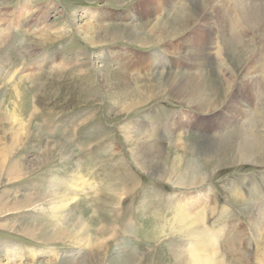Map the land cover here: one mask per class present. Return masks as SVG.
<instances>
[{"label": "rangeland", "instance_id": "obj_1", "mask_svg": "<svg viewBox=\"0 0 264 264\" xmlns=\"http://www.w3.org/2000/svg\"><path fill=\"white\" fill-rule=\"evenodd\" d=\"M151 1H169L156 29L141 18L140 0H0V264H178L179 245L194 237L219 264H264V236L254 225L256 217L264 223V89L250 111L243 108L242 129L205 132L227 102H243L240 86L256 81L264 0L231 1L257 21L242 40L230 32L214 44L224 61L202 69L208 109L179 95L178 83L200 60L177 48L207 33L214 4ZM131 10L138 14L113 20V12ZM88 22L96 25L91 36L82 29ZM120 54L155 58L132 70L130 91L121 94L113 89ZM246 130L249 147L240 143ZM152 139L163 144L152 148L156 158L143 149ZM59 191L75 192L76 208L51 227ZM180 208L194 216L197 237L175 222ZM80 218L89 233L81 247L72 238ZM200 229H225L222 243L239 230L244 250L207 243ZM43 230L53 240L40 238Z\"/></svg>", "mask_w": 264, "mask_h": 264}, {"label": "bare ground", "instance_id": "obj_2", "mask_svg": "<svg viewBox=\"0 0 264 264\" xmlns=\"http://www.w3.org/2000/svg\"><path fill=\"white\" fill-rule=\"evenodd\" d=\"M170 1H172V0H170ZM231 1L232 0H217V1L211 0L210 2L212 4H214V7H215L214 11L216 13V16L212 17L211 13H210L205 17L208 19V21H210L208 23V25L210 26V29L206 30L207 33L201 30V31H199V33L194 35L193 40L186 39V41L183 42L182 44H180V42H182L180 40V42H179L180 45H178V43H177V45H178L177 49H179V51H180V49H183V51H180V52L177 50L178 53H180V55H182V57L187 58L189 56H197L200 60V63H199V67H197L198 70L195 69L194 71H188L187 72L188 73L187 77H185L184 80H182L180 83H178L179 88H176V89H178L179 95L184 96L188 101H192L194 103V105L196 103L197 106H199L200 108L208 109L209 104H210L209 97L206 96V92H205L206 81H205L203 74H202V69L205 68L204 65H206V63L209 61V62H213L214 65L218 64V66H219V63L224 61V59H221V57L223 56L221 50L219 49V47L218 48L215 47L216 45L214 46L217 39H219L223 35L229 36L228 33L231 32L233 39L242 40L243 38L251 35V32H249V31H252L254 29V26H255L256 21H257L256 16L252 15L251 13L250 14H241L239 8L233 7ZM168 2L164 3L166 6L163 4L164 6L162 5V7H158L159 2L154 4L155 2L152 3L151 0H140V2H138L139 5L142 6V12H140L141 18L147 22H150L151 29H156L159 26L164 25V22L167 20V16H169L168 15L169 10H166L167 5H169ZM237 3H236V6H238ZM206 5H205V7H206ZM245 9H247V8H245ZM160 11H165V13L163 14ZM212 11H213V9H212ZM91 12L96 14L95 11H91ZM204 13H206V12H204ZM112 14H114V15H112L113 20H115V19L119 20V19H125L127 16H131V17L134 16L135 17L136 14H138V13H136L134 10H131V11H125V12L120 11L119 13L113 12ZM100 18H101V16H100ZM95 26L96 25H94L92 23L90 24L88 22V24H85L82 26V29L87 30L86 35L91 36L92 34H94L93 30L95 29ZM253 38H254V36L251 39H253ZM261 42H264V37L261 39ZM220 45H221V43H220ZM260 45L261 44H259V47H260ZM184 50L191 51V53L193 51V54L187 55L186 53H182V52H184ZM254 56H255V58H254L255 63L252 65L253 66L252 68H253V77H256V81L251 86H248V85H241L240 86V87H243V91H242L243 96H244V100L242 102L243 104L241 103V98L239 99L240 102L238 101V99H236L238 101V103H240L241 106L239 104H237V101H234L235 99H233V100L231 99L223 107V109L224 108L225 109L224 110L222 109L218 113V115H221L220 120H223V121L220 122V120H219L218 125H216L215 128H213V129L211 128V129H207V130L205 129V132L222 131L219 129H225V128L228 129L229 126H233L235 128L242 129V125L245 124V121L243 118L247 115L245 113L246 110L243 108L245 106H248L249 111H250L251 110L250 107L254 103L253 101L257 98V95L261 92V90L264 89V47L262 49H260V52L258 54L254 53ZM137 57L138 56H135V58H137ZM129 58L130 57H128L126 55L124 56V55L120 54V56L118 57V59L116 61L120 65V69L118 70L119 72H117V74L115 73V71L113 73V74H116L118 77L117 78V84L113 86L115 93L121 94V93H127L128 91H130L131 83L129 81V76H130L132 70H134V69L139 70V69L143 68V66H147V64L150 65V63H155L154 62L155 58L152 56H149V57H146L143 59H138V61H132L133 59H129ZM219 60H220V62H219ZM180 63H181V61H180ZM221 65H223V64H221ZM105 70H106V68H105ZM180 70L185 71L183 69H180ZM221 70H223V69L221 68ZM249 72H250V70H249ZM232 78H233L232 76H227L224 79H226V81H230V80H232ZM110 79H111V76H110ZM177 82H179V81H177ZM110 84H109V86L111 87L112 84L111 85ZM240 96H238V97H240ZM183 100H185V99H183ZM258 102H260V101H258ZM258 102H257V104H258ZM257 118L259 119V117L256 116V119ZM181 121H184V120H181ZM178 123H179L177 125L178 127L184 126V125H186V120L184 122L179 121ZM143 125H145V124H143ZM148 126H146V128ZM174 128H175V130H178V129L180 130V128H177L175 126H174ZM146 130H148V129H146ZM171 130H172V128H171ZM175 130L173 129L172 131L175 132ZM147 132H149V131H147ZM172 134H174V133H172ZM148 135H150V134H148ZM252 136H253V131L251 132L249 130H246L244 133V137L240 140L241 145L244 147L251 146L253 144L251 141ZM153 147L155 149H158V151H159L161 149V147H163V144H161V142L158 139H152L151 143H149L148 145H145V147H143V149L151 150L153 158H156V155H160L161 153L158 154V152L152 151ZM141 158H143V156ZM152 160L153 159H150V161L148 160L146 162L149 164L152 162ZM68 189H70V186H66L64 188V191H66ZM64 191L63 192L59 191V193L61 194V197H59L58 200L53 201L52 206H49V207H52L51 208L52 214H50L51 215L50 219L52 221L49 222V223H51L50 224L51 227H54V226L57 227L58 223H60L61 220L64 219L66 216H68L70 213L74 212V209L76 208V206H75L76 205L75 204L76 198H77L76 193L75 192H64ZM236 194H238V193H236ZM196 209H199V207H197ZM189 212H190L189 209L188 210H183L182 208L178 209L177 215L174 218V220L176 223H179V225L185 226L186 228H189V230H190L189 232L192 234H196L195 236L197 237L198 234L195 232V230H197L198 227L197 228L191 227L192 223H194L195 218H194V216L189 215ZM197 215L202 216L201 213H197ZM202 217H203V219L201 221H199L198 224H200V222H202V221H205L204 215ZM62 222H63V220H62ZM84 223L85 222L83 221V219L80 218L79 227H77L73 230L72 238L75 239L74 241H75L76 246L81 247V245H85V244L87 245V242L89 240V233H88L87 228H86ZM75 225L77 226L76 221L74 222V226ZM254 225H255L256 231L258 233V239H261V237L264 236V223L261 221L260 218L256 217L254 219ZM188 226H190V227H188ZM52 229L53 228H51V230ZM208 231H210V230H208ZM224 231H225V229L222 230L221 232H214L213 231L212 234H210V233L203 232L200 229L198 231V233L202 237H204L205 234L210 236L209 239H207V241H208L207 243H210L212 245H216V246L221 247V248L223 247L224 249H228L229 251L233 250L234 252H239V253L242 252L244 250L243 246L246 245V242L244 241V238L240 236V234H239L240 231L237 230L235 237L231 238L230 240L228 238H226V240H224L222 243V242H220L219 239L222 236V234L224 233ZM46 233H48V231ZM46 233H44V230H43L41 235H40V238H45L46 240L47 239L51 240L52 238L47 237L45 235ZM254 233L255 232H253V234ZM194 239H195V237L191 239V244L188 246L187 245L185 246L184 244L179 245V246H181L180 248H182V249L178 250V253L176 254L178 264H219L214 253L209 252L207 250V247L203 245V241H205V239L203 238L202 242H196V240H194ZM261 240L264 241V239H261ZM61 264H68V263L66 261L65 262L63 261Z\"/></svg>", "mask_w": 264, "mask_h": 264}, {"label": "crops", "instance_id": "obj_3", "mask_svg": "<svg viewBox=\"0 0 264 264\" xmlns=\"http://www.w3.org/2000/svg\"><path fill=\"white\" fill-rule=\"evenodd\" d=\"M17 0H14V2H16ZM13 7V10H14V6H12Z\"/></svg>", "mask_w": 264, "mask_h": 264}]
</instances>
